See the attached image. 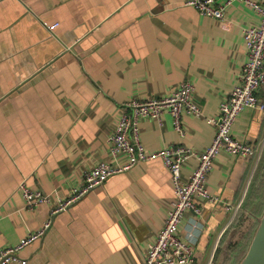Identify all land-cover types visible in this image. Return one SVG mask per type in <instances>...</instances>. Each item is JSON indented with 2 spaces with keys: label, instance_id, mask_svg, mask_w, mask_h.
Returning a JSON list of instances; mask_svg holds the SVG:
<instances>
[{
  "label": "crops",
  "instance_id": "0c3cea01",
  "mask_svg": "<svg viewBox=\"0 0 264 264\" xmlns=\"http://www.w3.org/2000/svg\"><path fill=\"white\" fill-rule=\"evenodd\" d=\"M184 1L0 0V248L51 219L45 235L11 264L144 262L173 201L161 159L138 162L64 210H51L86 171L113 162L107 138L131 98L161 97L190 81L201 115L183 114L184 135L168 112L160 121L140 119V141L148 151L185 145L196 152L212 142L215 127L205 118L217 114L237 83L246 59L243 29L259 16L244 0L234 1L222 21ZM43 22L58 25L50 32ZM257 95L264 102V85ZM232 133L256 153L242 158L221 151L206 186L223 202L201 203L198 217L185 211L180 235L194 236L193 264H209L246 207L259 206L248 199L264 153V111L243 109ZM195 164L184 162L181 177ZM21 182L49 202L27 208ZM257 216L254 210L248 218Z\"/></svg>",
  "mask_w": 264,
  "mask_h": 264
},
{
  "label": "built area",
  "instance_id": "2783aa9c",
  "mask_svg": "<svg viewBox=\"0 0 264 264\" xmlns=\"http://www.w3.org/2000/svg\"><path fill=\"white\" fill-rule=\"evenodd\" d=\"M234 1L236 0H185L184 3L195 8L202 15L222 21ZM244 2L258 14L259 22L257 25L243 29L246 59L240 68L237 83L219 103L217 114L205 118L208 124L215 127L212 142L203 151L196 152L185 145L148 151L140 141L138 129L140 119L160 121L161 115L168 112L172 118L173 128L180 135H184L181 123L183 114L201 115L200 107L194 99V87L190 81L181 82L161 97L131 98L119 111L114 130L107 138V147L113 162H101L86 171L79 187L74 188L71 195L52 208V215L100 186L108 177L125 172L138 162L159 158L170 175L173 201L163 226L154 241L148 245L142 264L194 263V236L189 233V238H182L180 235L185 211H191L195 217H198L202 211L201 203H221L222 200L212 194L206 186L208 174L221 151L242 158L254 157L256 153L252 145L236 138L232 133V126L243 109L264 111V102L257 95L258 90L264 85V0H244ZM42 25L53 32L58 24L43 22ZM120 156L125 159L123 162L117 160ZM189 158L196 160L195 167L187 178H182V165ZM18 186L29 209L50 200L48 195L27 187L24 182ZM227 209L231 208L227 207ZM50 224L51 219L21 238L16 245L0 248V264L20 261L19 252L25 246L41 239ZM192 227L198 226L194 223Z\"/></svg>",
  "mask_w": 264,
  "mask_h": 264
},
{
  "label": "water",
  "instance_id": "95a60500",
  "mask_svg": "<svg viewBox=\"0 0 264 264\" xmlns=\"http://www.w3.org/2000/svg\"><path fill=\"white\" fill-rule=\"evenodd\" d=\"M252 211H254V206H251L246 213L242 214L239 223L229 232L218 248L216 256L209 264H227L232 251L230 245L234 241L240 243L241 239L246 237L253 224H256V226L245 255L239 264H264V206L259 216L248 218Z\"/></svg>",
  "mask_w": 264,
  "mask_h": 264
},
{
  "label": "rangeland",
  "instance_id": "374dc122",
  "mask_svg": "<svg viewBox=\"0 0 264 264\" xmlns=\"http://www.w3.org/2000/svg\"><path fill=\"white\" fill-rule=\"evenodd\" d=\"M258 165H257V168H256V171H255V174H254V178H253V184H254V187H253V190H255V188L256 187H258L259 186V182L261 181V180H263L264 178H263V176H264V153H262L261 154V157H259V160H258ZM262 182V181H261ZM258 198H260V196L259 195H255V201H257V203L258 204H260L259 202V200H258ZM250 204H251V202H250ZM263 206H264V203H263ZM263 206H262V209H261V212H262V210H263ZM258 207V206H257ZM257 207H254V210L256 211L257 210ZM246 208H248L249 209V207H246ZM248 209H245V210H248ZM242 210V209H241ZM240 210V211H241ZM255 226H256V224H253L252 225V227L249 229V231H248V233H247V235H246V237H244V239L246 238H248V236L250 235V238H249V240L246 242V244H245V241L244 240H242V243H241V247H245L244 249H243V254L242 255H240L239 253H238V255L237 256H235V260L233 259V256H234V249L232 248V251H231V253H230V257H229V259H228V263L227 264H239V262L241 261V259L243 258V256L245 255V252H246V250H247V248H248V245H249V243H250V240H251V237H252V234H253V230H254V228H255ZM245 239V240H246ZM244 245V246H243Z\"/></svg>",
  "mask_w": 264,
  "mask_h": 264
},
{
  "label": "trees",
  "instance_id": "16d2710c",
  "mask_svg": "<svg viewBox=\"0 0 264 264\" xmlns=\"http://www.w3.org/2000/svg\"><path fill=\"white\" fill-rule=\"evenodd\" d=\"M263 178H264V176H263ZM262 181V182H261ZM258 184H259V186L258 187H256L255 188V190L253 191V193H252V196H250V199H248V201L249 202H251V201H254V199H255V195H259L260 196V198H258V200L260 201L259 203V206L257 207V210L255 211V215H260V213H261V209H262V206H263V203H264V179L263 180H261ZM257 202V201H256ZM251 235V234H250ZM250 235L248 236V238L245 240L244 239V241H245V244H246V242L249 240V238H250ZM244 246V245H243ZM245 247H240L239 249H236L235 251H234V256H233V259L235 260V256H237L238 255V253L240 254V255H242L243 254V249H244Z\"/></svg>",
  "mask_w": 264,
  "mask_h": 264
},
{
  "label": "flooded vegetation",
  "instance_id": "af4514ba",
  "mask_svg": "<svg viewBox=\"0 0 264 264\" xmlns=\"http://www.w3.org/2000/svg\"><path fill=\"white\" fill-rule=\"evenodd\" d=\"M233 247H234V251H235L236 249H239L241 247V243L236 242L233 244Z\"/></svg>",
  "mask_w": 264,
  "mask_h": 264
}]
</instances>
